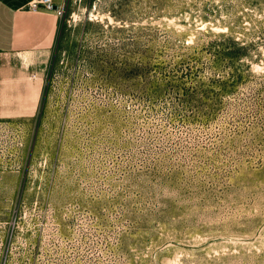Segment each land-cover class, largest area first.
Returning <instances> with one entry per match:
<instances>
[{"label":"rangeland","instance_id":"374dc122","mask_svg":"<svg viewBox=\"0 0 264 264\" xmlns=\"http://www.w3.org/2000/svg\"><path fill=\"white\" fill-rule=\"evenodd\" d=\"M54 2L0 51V264H264V0Z\"/></svg>","mask_w":264,"mask_h":264},{"label":"crops","instance_id":"0c3cea01","mask_svg":"<svg viewBox=\"0 0 264 264\" xmlns=\"http://www.w3.org/2000/svg\"><path fill=\"white\" fill-rule=\"evenodd\" d=\"M33 0H0V51L22 52L43 48L53 39L58 17L53 11L29 9ZM45 47V46H44Z\"/></svg>","mask_w":264,"mask_h":264},{"label":"built area","instance_id":"2783aa9c","mask_svg":"<svg viewBox=\"0 0 264 264\" xmlns=\"http://www.w3.org/2000/svg\"><path fill=\"white\" fill-rule=\"evenodd\" d=\"M29 9L35 12L44 9L55 12L57 16L62 15V8L54 0H33L29 4Z\"/></svg>","mask_w":264,"mask_h":264},{"label":"bare ground","instance_id":"6f19581e","mask_svg":"<svg viewBox=\"0 0 264 264\" xmlns=\"http://www.w3.org/2000/svg\"><path fill=\"white\" fill-rule=\"evenodd\" d=\"M26 58V57H25Z\"/></svg>","mask_w":264,"mask_h":264}]
</instances>
